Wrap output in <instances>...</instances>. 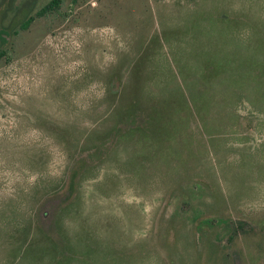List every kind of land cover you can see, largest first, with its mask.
Returning a JSON list of instances; mask_svg holds the SVG:
<instances>
[{
	"label": "rangeland",
	"instance_id": "1",
	"mask_svg": "<svg viewBox=\"0 0 264 264\" xmlns=\"http://www.w3.org/2000/svg\"><path fill=\"white\" fill-rule=\"evenodd\" d=\"M0 264H264V0H0Z\"/></svg>",
	"mask_w": 264,
	"mask_h": 264
}]
</instances>
